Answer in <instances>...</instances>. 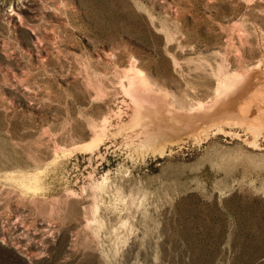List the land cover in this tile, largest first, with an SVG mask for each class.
Wrapping results in <instances>:
<instances>
[{
    "label": "rangeland",
    "instance_id": "374dc122",
    "mask_svg": "<svg viewBox=\"0 0 264 264\" xmlns=\"http://www.w3.org/2000/svg\"><path fill=\"white\" fill-rule=\"evenodd\" d=\"M132 66L195 117L264 75V0H0V264H264V134L141 151Z\"/></svg>",
    "mask_w": 264,
    "mask_h": 264
},
{
    "label": "bare ground",
    "instance_id": "6f19581e",
    "mask_svg": "<svg viewBox=\"0 0 264 264\" xmlns=\"http://www.w3.org/2000/svg\"><path fill=\"white\" fill-rule=\"evenodd\" d=\"M130 70H127L125 76L129 78V83L126 82L124 89L134 101L135 110L127 125L136 130L135 141L141 151L151 149L154 153H164L169 144H177L183 135L180 137L181 133H177L176 136L174 126H179V129L188 127L196 140L206 139L215 131L227 132L226 128L232 125L247 128L251 134L249 144L251 142L258 145L259 138L264 134V75L260 76L252 69L244 73L228 74L218 85L212 104L207 109H201L195 117L184 115L182 110L177 111L171 104L174 101L166 100L169 96L167 91L158 90V94L154 95L152 91L156 87L145 74V70L144 72L135 66ZM100 137L98 134L90 142L77 148H92L98 145Z\"/></svg>",
    "mask_w": 264,
    "mask_h": 264
}]
</instances>
